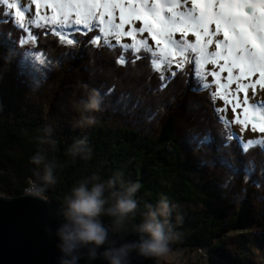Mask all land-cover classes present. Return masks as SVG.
I'll use <instances>...</instances> for the list:
<instances>
[{
	"label": "trees",
	"instance_id": "1",
	"mask_svg": "<svg viewBox=\"0 0 264 264\" xmlns=\"http://www.w3.org/2000/svg\"><path fill=\"white\" fill-rule=\"evenodd\" d=\"M5 13L10 10L0 4L2 195L24 194L35 184L43 188L39 196L64 206L82 180L95 174L99 180L91 183L106 182L120 173L125 183L141 185L124 229L135 230L147 206L166 197L173 206L170 223L181 234L170 249L186 254L189 264L199 252L212 264H263L254 248L264 244V148L248 144L244 151L247 142L216 111L210 90L200 87L191 55L165 71L152 61L168 60L146 53V46L93 44L98 22L95 31L75 32L78 42L71 46L52 33L59 24L46 17L31 25L34 49L45 61L32 66L25 31ZM92 90L101 110L85 113L81 102ZM82 114L96 123L80 126ZM81 138L89 159L68 151ZM38 153L54 163V184L41 179L43 164L31 162ZM100 219L112 228V217Z\"/></svg>",
	"mask_w": 264,
	"mask_h": 264
},
{
	"label": "rangeland",
	"instance_id": "2",
	"mask_svg": "<svg viewBox=\"0 0 264 264\" xmlns=\"http://www.w3.org/2000/svg\"><path fill=\"white\" fill-rule=\"evenodd\" d=\"M9 2L14 3V0H9ZM169 2L170 0H38V2L29 3V0H23L24 5L30 10L23 14V18H21L15 5L12 8H9L7 4H5V6L10 10V13H12L16 25L25 31V35L22 37H24V44L26 47L32 50L26 53L27 59L32 66L40 65L45 61L42 52H38L34 49L37 39L31 34V31L32 33L34 32L31 25L34 24L35 26L36 23H40L46 17H50L49 19L53 18V21L59 25H56V27L51 30L52 33L59 35L60 41L68 43L69 33L73 32L74 29L88 31L84 29V17H86L90 8L92 10V16L87 17V20L90 25L97 22L100 24L98 33L102 37L101 41L133 45L134 51H139L141 49L140 45L149 46L155 58L156 55L160 54L164 59L168 60V63L162 62L157 65L159 69L164 68L163 70H165L169 62H171L169 65H172L173 61L181 62L186 57L187 53L191 55V57H196L201 60V63L195 64L194 66L196 73H199L204 83L208 85V89L215 98V108L221 110L219 112L221 117L228 123L231 121L229 125L232 127L234 134L238 138L242 137V142L244 143L248 140L259 141L264 139V132L260 131V128L264 127V112L253 109L251 106L252 101H249L247 105L243 104L242 100L245 96L244 91H236L238 85H247V93L249 96L255 93L257 100L264 99V81L260 80L259 71L250 75L247 79L237 80L236 77L239 74L238 68H232V79L229 80V72L227 69L221 70V66L227 63L224 59L227 53L223 46L219 49L215 47V42L217 40H223V32L221 30L218 35H212L215 29L214 22L208 25L209 33L207 35L203 34L202 29L200 30L199 48L203 49V54H201L199 50L197 52H192L191 50L188 52V50L181 51L178 48H174L171 44L167 43L166 38L165 42L157 45L152 39L150 32L135 31L137 26L141 28L145 27L143 20L144 16H147L150 22L155 18L153 13L154 8L158 10L164 9L161 15L167 19L169 16L167 12ZM209 3L212 4L209 11L211 13L217 12L219 0H202L201 4L197 7L196 14H199L200 7H205ZM93 5H95V7H92ZM105 5H107V7H105ZM190 5L191 0H189V4L184 5L183 8L186 9ZM257 12L259 13L261 11L257 10ZM66 13L68 23H65ZM122 15L123 20L121 19ZM137 15H140L141 18L137 19ZM30 17L31 20L29 19ZM77 18H81L82 21L79 25L75 24ZM60 23H63V25ZM69 24L73 27L70 28ZM117 25L121 27H117ZM36 36L35 34V37ZM181 38L180 32L173 33V39L179 40ZM185 38L193 44L197 43V37L193 35L191 31H189ZM209 39L213 41L211 44L208 43ZM101 41H96L95 43ZM74 44L70 45L74 46ZM212 51L220 52V57L214 58L209 56L208 53ZM154 60L156 59H153V61ZM237 98H239L241 106L236 108L234 118L232 109L238 102ZM245 109H248V111L245 112ZM255 115L263 118L261 123H253L251 121V117ZM254 125L255 130H253ZM254 249L264 264V244H257ZM197 259L199 260L197 261ZM209 259L210 258L205 253L199 252L195 256V264H212ZM156 262L157 264H189L186 254L172 250H170L166 256L156 259Z\"/></svg>",
	"mask_w": 264,
	"mask_h": 264
},
{
	"label": "clouds",
	"instance_id": "3",
	"mask_svg": "<svg viewBox=\"0 0 264 264\" xmlns=\"http://www.w3.org/2000/svg\"><path fill=\"white\" fill-rule=\"evenodd\" d=\"M83 111L97 112L101 110L102 100L96 90H92L88 99L81 102ZM80 126L96 123L94 116L81 115ZM50 136L51 128L45 130ZM41 142H47L41 139ZM69 153L75 156L90 158L91 149L86 138L77 139L69 148ZM32 163L43 164L44 174L41 177L45 184H54V163H45V157L37 154L32 157ZM99 177L93 175L79 182L73 187L71 195L67 197L65 205L58 215L63 217L62 222L55 229L60 252L58 264H80L81 259L94 261L103 259L106 264H132V254L144 259H158L170 252V244L178 240L181 234L174 231L169 217L172 207L166 197H162L155 207L148 205L142 223L136 226L137 239L125 240L118 243L110 237V229L100 219L102 215L113 218L111 231H124V222L129 214H133L138 207L135 194L141 185L138 182L125 183L122 174L117 173L106 182H96ZM117 184L120 188L117 189ZM106 190L108 195L106 196ZM39 195L43 188L33 184L26 190ZM109 201H113L109 204ZM106 205H108L106 207ZM182 220V217H178ZM49 234L51 229H47Z\"/></svg>",
	"mask_w": 264,
	"mask_h": 264
},
{
	"label": "snow or ice",
	"instance_id": "4",
	"mask_svg": "<svg viewBox=\"0 0 264 264\" xmlns=\"http://www.w3.org/2000/svg\"><path fill=\"white\" fill-rule=\"evenodd\" d=\"M38 2V0H29V3ZM202 0H191V5L186 9L183 8L184 5L189 4V0H170L167 12L169 16L165 19L161 12L164 9H153L155 18L150 22L147 16L143 17L145 27L141 28L137 26L135 31L144 32L148 31L152 35V39L156 42L157 45L165 42V38L168 44H171L174 48H178L181 51L191 50L192 52L200 51L203 54V49L199 48V38L201 36V29L203 34L207 35L209 33L208 25L210 23H215V29L212 32V35H218L221 30L223 32V40H217L215 42V47L219 49L221 46L225 49L227 55L224 56V59L227 61L225 65L221 66V70L225 68L229 72V80L232 79L231 73L232 68H238L239 74L236 77L237 80L247 79L250 75L259 71L260 80L264 81V0H219L218 11L211 13L209 8L212 4L209 3L205 7L199 8V14L197 15V7L201 4ZM0 4H7L9 8H12L14 5L18 9V12L23 18L25 12L30 11L26 5H24L23 0H14V3H10L9 0H0ZM119 6V5H116ZM92 7H95L93 5ZM107 7V5H105ZM260 8L262 11L257 12V8ZM251 9L250 12L245 13L244 9ZM182 9V10H181ZM6 15L10 13H5ZM92 16V10L89 9L86 17H84V29L88 31H95L98 27L96 24H89L87 17ZM137 19H140V15L136 16ZM31 20V17L29 18ZM123 20V15L121 16ZM81 18L75 20V24H81ZM65 23H68L67 13L65 14ZM69 27L73 26L69 24ZM117 27H121L117 25ZM21 31L23 29L21 28ZM80 31V29H74L73 32L69 33V44H74L78 41L75 39V32ZM189 31L197 37V43L193 44L189 42L185 37L188 35ZM180 32L181 39H173V33ZM34 38L35 34H33ZM102 37L99 33L96 34L95 38L91 40L92 43L96 41H101ZM213 41L208 40V43L211 44ZM143 43V41H142ZM125 48L131 49V45H124ZM152 49L146 46V53H151ZM209 56L214 58H219L221 53L218 51H212L208 53ZM121 59H124V56H121ZM190 64L195 66V64L201 63V60L193 57L188 61ZM162 61L157 57L153 61V65L157 66L161 64ZM171 62H169L170 64ZM159 70V69H157ZM167 71V68L165 69ZM161 79H165L164 76H161ZM196 79L201 88L207 89L208 85L204 83L199 73H196ZM237 92L244 91L245 96L242 100V103L247 105L249 101H252V108L264 112V99L257 100L255 93L252 96H249L247 93V85L240 84L237 86ZM238 102L233 107V113L235 118V110L241 106L239 98ZM215 101H213L214 103ZM219 113L221 110L216 109ZM248 109H245L247 112ZM231 123V121H229ZM255 130V125L253 126ZM261 132H264V127L260 128ZM231 139V137H228ZM242 140V137H240ZM258 145L261 148H264V139L259 141L257 140H248L246 144L242 143V148L244 151H247V145Z\"/></svg>",
	"mask_w": 264,
	"mask_h": 264
},
{
	"label": "water",
	"instance_id": "5",
	"mask_svg": "<svg viewBox=\"0 0 264 264\" xmlns=\"http://www.w3.org/2000/svg\"><path fill=\"white\" fill-rule=\"evenodd\" d=\"M257 10L262 11L259 7ZM244 11L248 13L251 9L245 8ZM262 120L258 115L251 117L253 123H261ZM61 207L54 201L27 191L14 196L0 193V264H58L60 252L56 247L55 229L63 220L58 215ZM47 229H51L52 233L49 234ZM109 229L110 237L118 243L137 239L134 229L118 233H113L111 227ZM80 264L106 262L103 259L88 261L85 258L81 259ZM132 264L157 262L156 259H144L133 253Z\"/></svg>",
	"mask_w": 264,
	"mask_h": 264
}]
</instances>
